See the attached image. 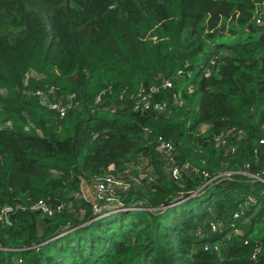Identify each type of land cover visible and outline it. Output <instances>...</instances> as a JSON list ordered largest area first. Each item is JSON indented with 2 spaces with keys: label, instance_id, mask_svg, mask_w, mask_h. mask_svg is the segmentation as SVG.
<instances>
[{
  "label": "trees",
  "instance_id": "1",
  "mask_svg": "<svg viewBox=\"0 0 264 264\" xmlns=\"http://www.w3.org/2000/svg\"><path fill=\"white\" fill-rule=\"evenodd\" d=\"M262 8L0 0V208H14L0 221V264H264V183L241 173L244 164L264 170ZM164 78L172 87L152 94L148 109L138 104L141 88ZM37 90L69 103L64 115ZM159 136L173 145L177 176ZM107 172L138 181L116 197L127 209L93 219L75 193ZM204 172L221 175L208 182ZM40 199L55 212L26 208ZM211 221L224 227L211 232Z\"/></svg>",
  "mask_w": 264,
  "mask_h": 264
},
{
  "label": "built area",
  "instance_id": "2",
  "mask_svg": "<svg viewBox=\"0 0 264 264\" xmlns=\"http://www.w3.org/2000/svg\"><path fill=\"white\" fill-rule=\"evenodd\" d=\"M256 23L264 25V8L260 11L259 16L256 18ZM172 87V82L169 79H162L161 83L158 85H151L148 86L147 88L143 87L141 88L139 92L140 100L138 101V104L140 102H143V107L144 108H149L150 104L148 102V99L152 94L158 93L161 89H166ZM35 94L39 95L41 99L44 101V104L47 105L48 108L54 109L57 111L60 116H63L65 113L66 108L69 106L68 104H61L59 102H52V101H47L45 98V94L37 90ZM97 102H100V96H97L96 98ZM138 104L136 107H138ZM153 108L156 111H163L164 106L162 104L156 103L153 105ZM226 134L224 132H220L217 135V140L218 142L225 146L226 149L230 152L233 153L235 151V146H232L227 143L226 140ZM157 148L159 151L163 154L164 159L166 160V163L169 165V170L172 176H177L180 172L179 168L177 165H175L174 159H173V145L167 141L164 140L161 136L158 137L157 139ZM260 143L264 144V137L260 140ZM248 164H244L241 173H245L250 175L252 178L255 180H259L264 183V170H261L259 173H250L248 169ZM197 172V170H195ZM233 172H224L223 174L226 176H229ZM203 175L205 177L207 176V173L204 172ZM221 174H218L216 176H212L208 178V182L212 181L216 177L220 176ZM138 178L136 177H122L118 174H114L112 172H107L104 173L100 176L94 177L90 181V187L88 190V195L86 196L82 184L79 185V190L75 193L77 197H80L84 200H87L91 204L92 208V214L93 219L100 218L106 215H110L116 212H120L121 210H125L127 208L124 207L123 202L120 200L116 199L118 193H121L128 190L133 182H137ZM206 184V183H205ZM194 195V194H193ZM251 199V198H250ZM62 207V205L57 206V210H59ZM17 206L15 207V209ZM27 209L31 211H42L43 213H46L48 215H51L53 212L52 207L49 206L48 200L47 199H40L38 201H35L33 203H30L27 207ZM14 211L13 206H4L0 208V221L3 222H8L9 221V214ZM234 217L237 218L238 214L235 213ZM210 226V231L211 232H217L221 230L224 227V224L221 221H211L209 223ZM231 232L234 234H239L240 230L239 228L234 224H230ZM231 235L230 232H228L225 235V238H229ZM218 245L219 244H213L210 246L209 244H204V249L208 250L209 248L214 249L215 251L218 250ZM262 251L261 246H256L253 250L252 253V258H256L258 254ZM22 262L21 257H16L14 259V262L12 264H20Z\"/></svg>",
  "mask_w": 264,
  "mask_h": 264
},
{
  "label": "rangeland",
  "instance_id": "3",
  "mask_svg": "<svg viewBox=\"0 0 264 264\" xmlns=\"http://www.w3.org/2000/svg\"><path fill=\"white\" fill-rule=\"evenodd\" d=\"M148 167H149V165H144V166H142V168H141V171H142V177L143 176H146V174L148 173H150V169H148ZM82 184V186H83V190H84V192H85V194H86V196H89L88 195V190H89V187H90V182L89 181H87V180H84V179H82V180H80V184L79 185H81ZM194 194V193H193ZM192 194V195H193ZM194 196V195H193ZM248 200H249V202H251V201H253V199L251 198L250 199V197H248ZM16 258V256L15 257H13V259H15Z\"/></svg>",
  "mask_w": 264,
  "mask_h": 264
},
{
  "label": "water",
  "instance_id": "4",
  "mask_svg": "<svg viewBox=\"0 0 264 264\" xmlns=\"http://www.w3.org/2000/svg\"><path fill=\"white\" fill-rule=\"evenodd\" d=\"M174 204H175V203H169L167 206H169V205H174ZM167 206H166V207H167Z\"/></svg>",
  "mask_w": 264,
  "mask_h": 264
}]
</instances>
